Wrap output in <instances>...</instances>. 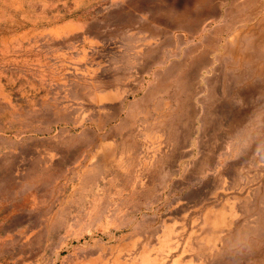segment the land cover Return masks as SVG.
I'll use <instances>...</instances> for the list:
<instances>
[{
	"label": "rangeland",
	"instance_id": "1",
	"mask_svg": "<svg viewBox=\"0 0 264 264\" xmlns=\"http://www.w3.org/2000/svg\"><path fill=\"white\" fill-rule=\"evenodd\" d=\"M0 264H264V0H0Z\"/></svg>",
	"mask_w": 264,
	"mask_h": 264
},
{
	"label": "bare ground",
	"instance_id": "2",
	"mask_svg": "<svg viewBox=\"0 0 264 264\" xmlns=\"http://www.w3.org/2000/svg\"><path fill=\"white\" fill-rule=\"evenodd\" d=\"M203 81V80H202ZM106 99V98H105ZM108 99V98H107ZM102 100V99H101Z\"/></svg>",
	"mask_w": 264,
	"mask_h": 264
}]
</instances>
